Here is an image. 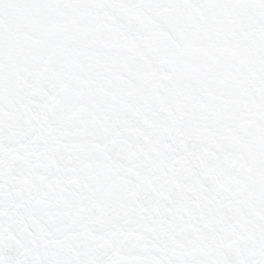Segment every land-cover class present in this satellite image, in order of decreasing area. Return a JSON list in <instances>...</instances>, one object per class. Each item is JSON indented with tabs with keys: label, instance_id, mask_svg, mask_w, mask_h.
Returning <instances> with one entry per match:
<instances>
[{
	"label": "snow or ice",
	"instance_id": "1",
	"mask_svg": "<svg viewBox=\"0 0 264 264\" xmlns=\"http://www.w3.org/2000/svg\"><path fill=\"white\" fill-rule=\"evenodd\" d=\"M0 264H264V0H0Z\"/></svg>",
	"mask_w": 264,
	"mask_h": 264
}]
</instances>
